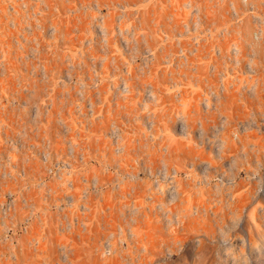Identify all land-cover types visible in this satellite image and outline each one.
I'll use <instances>...</instances> for the list:
<instances>
[{"label": "rangeland", "instance_id": "rangeland-1", "mask_svg": "<svg viewBox=\"0 0 264 264\" xmlns=\"http://www.w3.org/2000/svg\"><path fill=\"white\" fill-rule=\"evenodd\" d=\"M0 264H264V0H0Z\"/></svg>", "mask_w": 264, "mask_h": 264}]
</instances>
